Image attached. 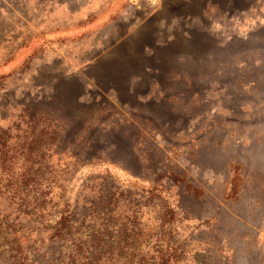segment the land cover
<instances>
[{
  "label": "rangeland",
  "instance_id": "obj_1",
  "mask_svg": "<svg viewBox=\"0 0 264 264\" xmlns=\"http://www.w3.org/2000/svg\"><path fill=\"white\" fill-rule=\"evenodd\" d=\"M0 264H264V0H0Z\"/></svg>",
  "mask_w": 264,
  "mask_h": 264
}]
</instances>
